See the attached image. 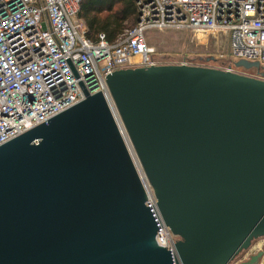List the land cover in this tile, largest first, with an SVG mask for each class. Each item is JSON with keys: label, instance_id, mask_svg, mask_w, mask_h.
Masks as SVG:
<instances>
[{"label": "water", "instance_id": "water-1", "mask_svg": "<svg viewBox=\"0 0 264 264\" xmlns=\"http://www.w3.org/2000/svg\"><path fill=\"white\" fill-rule=\"evenodd\" d=\"M234 66L260 77L118 69L106 81L124 130L80 82L82 101L1 144L0 264H230L264 237V66Z\"/></svg>", "mask_w": 264, "mask_h": 264}, {"label": "built area", "instance_id": "built-area-1", "mask_svg": "<svg viewBox=\"0 0 264 264\" xmlns=\"http://www.w3.org/2000/svg\"><path fill=\"white\" fill-rule=\"evenodd\" d=\"M84 0H0V145L85 98L101 91L119 125L123 124L113 101L107 75L126 67L158 64H192L163 61L148 42L146 31L189 29L213 35L218 48L227 45L229 62L213 66L260 77L254 69L240 70L238 60L264 66V0H136L138 21L114 42L105 33L87 36L78 18ZM146 204L158 222L157 243L174 250L177 237L163 222L153 189L141 171ZM253 247L244 264L259 250ZM232 261L230 264H234Z\"/></svg>", "mask_w": 264, "mask_h": 264}, {"label": "rangeland", "instance_id": "rangeland-1", "mask_svg": "<svg viewBox=\"0 0 264 264\" xmlns=\"http://www.w3.org/2000/svg\"><path fill=\"white\" fill-rule=\"evenodd\" d=\"M84 25L86 26L85 23ZM146 36L148 42L155 47L156 51L160 54L159 58L163 61L181 62L183 59H189L192 61V64L197 65L227 64L229 62L220 57V53L223 51L228 57L229 47L224 45L218 48L213 35H200L199 37L189 29L170 28L165 30H148L146 31ZM212 57L214 60H212ZM250 73H254V69L250 70ZM261 240L262 238L255 240L251 247L240 253L233 263L239 264L240 260L247 257L248 252L250 253L253 247L260 245ZM262 258L264 259V256ZM260 261H258V264H260Z\"/></svg>", "mask_w": 264, "mask_h": 264}, {"label": "trees", "instance_id": "trees-1", "mask_svg": "<svg viewBox=\"0 0 264 264\" xmlns=\"http://www.w3.org/2000/svg\"><path fill=\"white\" fill-rule=\"evenodd\" d=\"M78 18L86 24L87 36L93 40L105 33L114 42L126 29L138 21L136 0H84ZM211 61V60H210Z\"/></svg>", "mask_w": 264, "mask_h": 264}, {"label": "crops", "instance_id": "crops-1", "mask_svg": "<svg viewBox=\"0 0 264 264\" xmlns=\"http://www.w3.org/2000/svg\"><path fill=\"white\" fill-rule=\"evenodd\" d=\"M263 262H264V259L262 258V260L260 261V264H264ZM256 264H258V263H256Z\"/></svg>", "mask_w": 264, "mask_h": 264}, {"label": "bare ground", "instance_id": "bare-ground-1", "mask_svg": "<svg viewBox=\"0 0 264 264\" xmlns=\"http://www.w3.org/2000/svg\"><path fill=\"white\" fill-rule=\"evenodd\" d=\"M202 36V35H201ZM257 253V252H256Z\"/></svg>", "mask_w": 264, "mask_h": 264}]
</instances>
